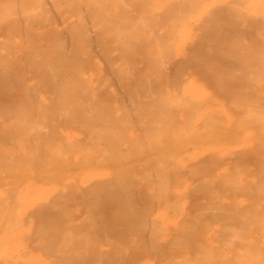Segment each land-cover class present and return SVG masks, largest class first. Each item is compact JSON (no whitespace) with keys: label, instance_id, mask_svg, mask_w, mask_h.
<instances>
[{"label":"bare ground","instance_id":"1","mask_svg":"<svg viewBox=\"0 0 264 264\" xmlns=\"http://www.w3.org/2000/svg\"><path fill=\"white\" fill-rule=\"evenodd\" d=\"M0 264H264V0H0Z\"/></svg>","mask_w":264,"mask_h":264}]
</instances>
